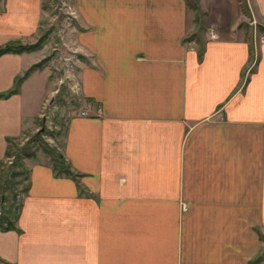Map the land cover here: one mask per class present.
<instances>
[{
  "label": "crops",
  "instance_id": "1",
  "mask_svg": "<svg viewBox=\"0 0 264 264\" xmlns=\"http://www.w3.org/2000/svg\"><path fill=\"white\" fill-rule=\"evenodd\" d=\"M199 5L73 0V176L23 159L0 264H264V0ZM42 12L0 0V47L34 43ZM41 53L0 54V160L57 93L46 66L16 86Z\"/></svg>",
  "mask_w": 264,
  "mask_h": 264
},
{
  "label": "rangeland",
  "instance_id": "2",
  "mask_svg": "<svg viewBox=\"0 0 264 264\" xmlns=\"http://www.w3.org/2000/svg\"><path fill=\"white\" fill-rule=\"evenodd\" d=\"M42 9L39 36L34 41L40 48L33 51H42L41 55L43 56L37 63L41 64L40 68L48 67L50 78H53L59 86L57 93L42 107L40 115L34 120V125L26 127L23 135L9 144V149L18 155L20 149L25 147L28 151L35 152V155L47 158L49 156L47 151H51L56 158V164L60 166L63 162L60 149L68 119L77 111L79 112L81 108V98L77 94V85L74 79L80 55L78 45L72 43L70 37V28L73 27L75 21V11L73 0H42ZM190 10V21L198 22L200 13ZM34 43H25L24 45ZM14 160V156H9L0 164L2 178ZM12 168L16 169L13 166ZM8 173H5L3 182L5 178H9ZM18 179L16 178V180ZM20 180L21 184H17L15 190L11 189L12 191L6 192L9 196L6 206L13 203L10 194L15 192L19 196L25 187L27 183L25 175L20 176ZM18 196H16V203H19ZM9 217L12 215L9 214Z\"/></svg>",
  "mask_w": 264,
  "mask_h": 264
},
{
  "label": "trees",
  "instance_id": "3",
  "mask_svg": "<svg viewBox=\"0 0 264 264\" xmlns=\"http://www.w3.org/2000/svg\"><path fill=\"white\" fill-rule=\"evenodd\" d=\"M186 3L190 9L197 11L198 13L200 12L199 0H186ZM243 7L246 8L245 2H243ZM37 48H40L38 43L28 44V45H24L21 43H8V44H5L4 46L0 47V54L8 53V52H17V53L29 52V51L36 50ZM40 66H41L40 63L32 65L21 77L17 78L16 86H18L21 83V81L24 78H26V76L32 70L40 68ZM9 144H11V143H9ZM46 151H47V149L45 150V152ZM14 152L15 151H10V149L8 147L6 157L14 156L15 160L12 161L11 165L8 167V169H6V172H4V174H3V178H2V175H0V208H1L0 230H7V229L14 228V219L16 218V216L18 214V210H19V203H16V196H18V193L13 192L10 194V197H11L13 203L6 206L8 203V199H9V196L7 195L6 192L8 190H11V189L15 190V186L17 184H21L20 176H22V175H25V180L28 182V170L23 163V159L36 157L35 152L28 151L25 147L20 149V154H18V155L14 154ZM47 153L49 154V156H48L49 160L53 164L52 165L53 169H55L57 174H65V175L73 176V174L69 170L68 166L66 165L63 157H61L63 159V162H61L62 166L61 165L59 166L58 164H56V161H55L56 158L52 155V152L47 151ZM2 162H3V160H0V164H2ZM12 166L16 167V169L14 170L12 168ZM5 173L9 174V178H5V181L3 182ZM16 178H19V179L16 180ZM27 187H28V183H26L25 187L22 189L21 192H25L27 190ZM9 214H11L12 217H9ZM11 218H13V219H11Z\"/></svg>",
  "mask_w": 264,
  "mask_h": 264
},
{
  "label": "built area",
  "instance_id": "4",
  "mask_svg": "<svg viewBox=\"0 0 264 264\" xmlns=\"http://www.w3.org/2000/svg\"><path fill=\"white\" fill-rule=\"evenodd\" d=\"M80 114H81V115H86V112L83 110V111H81Z\"/></svg>",
  "mask_w": 264,
  "mask_h": 264
},
{
  "label": "bare ground",
  "instance_id": "5",
  "mask_svg": "<svg viewBox=\"0 0 264 264\" xmlns=\"http://www.w3.org/2000/svg\"><path fill=\"white\" fill-rule=\"evenodd\" d=\"M81 111H83V110H81ZM81 111H80V113H81ZM85 111V110H84Z\"/></svg>",
  "mask_w": 264,
  "mask_h": 264
}]
</instances>
